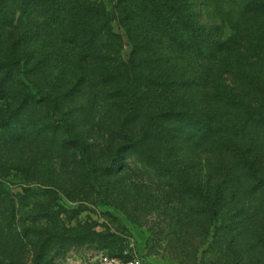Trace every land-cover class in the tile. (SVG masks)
I'll list each match as a JSON object with an SVG mask.
<instances>
[{
	"label": "trees",
	"instance_id": "trees-1",
	"mask_svg": "<svg viewBox=\"0 0 264 264\" xmlns=\"http://www.w3.org/2000/svg\"><path fill=\"white\" fill-rule=\"evenodd\" d=\"M96 99L140 122L113 158L139 154L167 178L186 205L176 240L195 259L221 222L211 264H264V0H0V127H82ZM58 140L87 153L67 128ZM188 161L206 180L174 169ZM23 195L0 184V264L70 241L51 220L26 226L50 209Z\"/></svg>",
	"mask_w": 264,
	"mask_h": 264
},
{
	"label": "rangeland",
	"instance_id": "rangeland-1",
	"mask_svg": "<svg viewBox=\"0 0 264 264\" xmlns=\"http://www.w3.org/2000/svg\"><path fill=\"white\" fill-rule=\"evenodd\" d=\"M230 34V26L223 25V39ZM95 102L93 120L82 118V127H38L35 134L32 127H0V184L12 195L25 194L30 208L40 202L50 209V215H33L35 223L25 225L42 227L51 220L70 239L58 251L45 250L43 258L31 254L27 264H88L102 253L136 254L152 264H199L202 258L211 264L222 223L212 224L195 259L191 242L182 245L176 240L186 205L168 191L167 178L160 177L139 154L113 158V148L122 142L119 135L124 130L139 131L140 122L123 118L113 99ZM60 113L52 109L54 122ZM6 128L17 137L5 145L1 140ZM65 128L84 138L85 155L60 144L58 137ZM150 150L161 152L158 144ZM196 161L174 169L180 168L199 183L206 180V163ZM109 164L110 170L105 171ZM24 189L35 191L24 193Z\"/></svg>",
	"mask_w": 264,
	"mask_h": 264
},
{
	"label": "built area",
	"instance_id": "built-area-1",
	"mask_svg": "<svg viewBox=\"0 0 264 264\" xmlns=\"http://www.w3.org/2000/svg\"><path fill=\"white\" fill-rule=\"evenodd\" d=\"M88 264H152L150 261L136 254L126 253L125 257H120L108 253L95 256Z\"/></svg>",
	"mask_w": 264,
	"mask_h": 264
}]
</instances>
